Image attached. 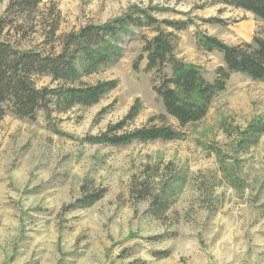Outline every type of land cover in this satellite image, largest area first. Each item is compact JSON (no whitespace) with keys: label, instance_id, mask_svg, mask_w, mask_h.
Returning a JSON list of instances; mask_svg holds the SVG:
<instances>
[{"label":"rangeland","instance_id":"obj_1","mask_svg":"<svg viewBox=\"0 0 264 264\" xmlns=\"http://www.w3.org/2000/svg\"><path fill=\"white\" fill-rule=\"evenodd\" d=\"M9 2L0 0V17ZM132 5L164 8L160 18L193 19L197 26L178 33L177 55L200 66L208 81L224 65L223 56L199 48L198 31L229 45L264 38L262 20L217 0H42L26 47L42 48L52 13L59 15L60 38L119 17ZM213 17L225 21H202ZM143 34L152 37L145 30L124 36L122 59L83 79L90 85L118 81L98 104L50 119L40 111L35 120L12 114L0 120V264H264V134L246 151L238 137L253 119L264 120V83L233 74L208 115L184 128L183 140L125 147L84 141L120 121L137 101L141 110L130 129L151 118L178 127L153 90L155 73L146 71L145 54L134 70ZM58 44L46 48L58 50ZM36 83L44 87L51 79ZM222 157L239 187L229 184ZM170 162L185 181L155 216L154 175H163ZM144 181L150 195L141 199ZM100 189L106 194L94 205L69 208Z\"/></svg>","mask_w":264,"mask_h":264},{"label":"trees","instance_id":"obj_2","mask_svg":"<svg viewBox=\"0 0 264 264\" xmlns=\"http://www.w3.org/2000/svg\"><path fill=\"white\" fill-rule=\"evenodd\" d=\"M217 1L226 8L252 13L264 22V0ZM41 4L42 0H10L0 17V120L8 114L35 120L40 111L50 119L53 114H67L76 107L88 108L98 104L106 94L116 89L118 81H100L90 85L83 79L117 64L123 55V37L142 30L151 33L152 37L149 39L142 35L144 46L134 63V70H139L145 54L146 71L155 73L153 90L161 100L166 115L174 118L178 127L166 123L153 124L156 118H151L146 125L130 129L141 110L137 101L120 121L96 136L86 137L84 141L89 144L125 147L134 142L183 140L186 137L184 128L201 122L208 115L214 98L226 89L233 74L264 83V38L256 36L251 43L229 45L198 31L196 40L199 48L223 56L224 65L216 70L215 78L208 81L200 66L187 63L177 55L178 33L197 26L195 21L189 17L160 18L164 8L151 5H132L119 17L84 26L60 38H56L59 15L52 13L46 23V41L42 48L26 47L31 45L27 42L28 38L36 33V16ZM202 21L221 24L225 20L213 17ZM57 40L58 50L54 45L46 48ZM167 69L171 70L170 75ZM45 77L50 78L51 83L38 87L37 79ZM159 118L165 120L166 116ZM263 134L264 120L257 117L239 131V149H250ZM220 159L229 184L239 187L240 179L228 172L224 168L225 159ZM172 166L170 162L163 175L157 172L154 175V179L159 180L151 201V211L155 216L169 208L175 199L177 185L185 181ZM146 183L142 182L145 189L140 192L141 199L150 195ZM105 194V189L89 192L69 208L90 207L103 199Z\"/></svg>","mask_w":264,"mask_h":264}]
</instances>
